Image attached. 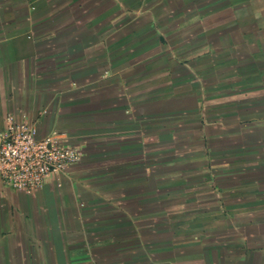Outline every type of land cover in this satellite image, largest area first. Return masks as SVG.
Returning <instances> with one entry per match:
<instances>
[{
    "label": "crops",
    "instance_id": "obj_1",
    "mask_svg": "<svg viewBox=\"0 0 264 264\" xmlns=\"http://www.w3.org/2000/svg\"><path fill=\"white\" fill-rule=\"evenodd\" d=\"M203 24L170 0H0V129L25 115L83 152L36 192L0 182V264H264L253 23L187 36Z\"/></svg>",
    "mask_w": 264,
    "mask_h": 264
},
{
    "label": "built area",
    "instance_id": "obj_2",
    "mask_svg": "<svg viewBox=\"0 0 264 264\" xmlns=\"http://www.w3.org/2000/svg\"><path fill=\"white\" fill-rule=\"evenodd\" d=\"M83 158L66 131L40 134L36 121L8 113L0 129V182L9 188L36 192Z\"/></svg>",
    "mask_w": 264,
    "mask_h": 264
},
{
    "label": "rangeland",
    "instance_id": "obj_3",
    "mask_svg": "<svg viewBox=\"0 0 264 264\" xmlns=\"http://www.w3.org/2000/svg\"><path fill=\"white\" fill-rule=\"evenodd\" d=\"M231 3L235 6L233 11L230 8ZM170 21L204 22L201 29L185 31H190L187 34L190 37H205L208 43H214V38H229L231 32L235 31L231 29L232 23L241 26L244 22H252L253 28L241 29L253 35L256 69H264V0H253L252 8L248 7L246 0H170ZM182 31L170 28V35L176 36L173 33ZM256 83L259 84L258 77ZM211 254L220 257L224 263L231 256L230 252Z\"/></svg>",
    "mask_w": 264,
    "mask_h": 264
}]
</instances>
